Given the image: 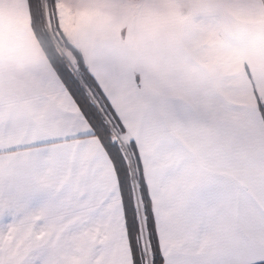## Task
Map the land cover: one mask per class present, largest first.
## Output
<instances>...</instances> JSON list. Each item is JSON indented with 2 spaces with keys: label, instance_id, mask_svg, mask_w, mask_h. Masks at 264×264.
<instances>
[{
  "label": "snow or ice",
  "instance_id": "snow-or-ice-1",
  "mask_svg": "<svg viewBox=\"0 0 264 264\" xmlns=\"http://www.w3.org/2000/svg\"><path fill=\"white\" fill-rule=\"evenodd\" d=\"M0 264H264V0H0Z\"/></svg>",
  "mask_w": 264,
  "mask_h": 264
}]
</instances>
